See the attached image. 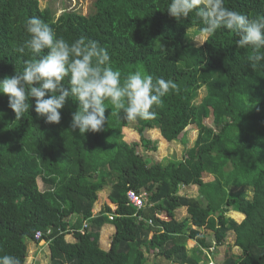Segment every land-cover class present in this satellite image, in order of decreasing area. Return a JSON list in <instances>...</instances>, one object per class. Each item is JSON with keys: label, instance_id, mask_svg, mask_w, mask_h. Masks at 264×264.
Returning a JSON list of instances; mask_svg holds the SVG:
<instances>
[{"label": "trees", "instance_id": "trees-1", "mask_svg": "<svg viewBox=\"0 0 264 264\" xmlns=\"http://www.w3.org/2000/svg\"><path fill=\"white\" fill-rule=\"evenodd\" d=\"M169 3L92 0L86 14L71 8L57 16L39 0H0V79L38 59L30 49L18 51L30 39L26 21L35 16L69 44L84 39L107 49L121 82L140 69L154 82L163 78L178 85L154 107L153 119L136 120L146 149L157 150L144 136L148 129H159L169 142L191 124L199 129L183 160L152 163L138 152V142L124 140L123 128L133 121H125L110 100L104 102V129L82 135L71 129L79 110L75 98L60 110L57 124L36 114L34 97L16 119L8 96L0 93V256L26 264L27 240L38 243L35 233L42 230L48 264H148L147 253L152 264H264V64L253 69L252 48H239V37L226 28L195 46L189 31L202 33L200 17L193 12L177 21L167 12ZM224 5L264 19V0ZM202 89L206 94L198 102ZM209 118L214 127L205 124ZM209 175L214 179L205 181ZM192 185L199 187L198 196L179 194ZM107 190L96 210L99 193ZM129 191L141 195L145 206L137 209ZM182 207L187 216L178 219ZM232 210L244 219L230 216ZM108 224L115 231L103 249L100 237ZM230 231L240 252L229 246L217 263L214 242L223 244Z\"/></svg>", "mask_w": 264, "mask_h": 264}, {"label": "clouds", "instance_id": "clouds-1", "mask_svg": "<svg viewBox=\"0 0 264 264\" xmlns=\"http://www.w3.org/2000/svg\"><path fill=\"white\" fill-rule=\"evenodd\" d=\"M167 12L177 21L195 12L204 25L201 31L207 36H213L220 28L235 32L239 48L253 50L249 57L252 68L264 64V19H250L244 13L230 10L224 0H170ZM25 29L30 39L18 51L30 49L38 59L26 62L23 72L0 79V93L8 96L16 119L23 117L34 97L36 114L47 123L58 124L60 110L69 98H75L79 110L72 114L71 129H78L82 135L100 132L107 119L105 100H110L115 109L123 110L125 121L149 120L155 117L154 107L162 103V98L172 90H179L174 81L157 78L154 82L151 75L140 69L121 82V73L111 66L107 49L84 39L69 44L38 17L28 18ZM44 50L47 54L40 55ZM65 77H69L67 85ZM0 264H20V261L15 256L3 255Z\"/></svg>", "mask_w": 264, "mask_h": 264}, {"label": "rangeland", "instance_id": "rangeland-1", "mask_svg": "<svg viewBox=\"0 0 264 264\" xmlns=\"http://www.w3.org/2000/svg\"><path fill=\"white\" fill-rule=\"evenodd\" d=\"M39 5L41 8L50 7L56 15L58 16L64 9H77L82 13H87L92 5V0H39ZM189 35L191 37L192 43L197 46L200 43H204L207 35L203 33L197 32L196 29H191L189 31ZM200 44V45H202ZM199 45V46H200ZM206 92L205 89H202L199 93V97L197 99L200 102L203 97L205 96ZM205 124L210 127H214L212 119H206ZM136 121H133L132 124L128 127L123 128V138L129 143L138 142V152L142 154L146 158H150L152 163L155 162H163L167 163L170 160L180 161L183 160L185 157L186 150L191 148L195 145L196 140L199 135V129L196 124L189 125L185 131L181 134L180 138L177 141L169 142L167 141L161 134L159 129H148L145 131L144 136L147 139L151 140L156 146L157 150H150L146 149L141 143V134L135 129ZM205 181L213 180L214 177L212 175L205 176ZM39 186L42 190L46 189V186L43 180L39 177L38 178ZM109 190V188H108ZM108 190L102 191L99 193V199L95 205L96 210H99L104 202L107 200ZM180 195L188 196V197H196L200 194L199 187L196 185L192 186H182L181 190L179 191ZM250 194V193H249ZM138 209V208H137ZM232 212H236L232 210L228 213L230 216L240 220L238 214L231 215ZM187 216V209L186 207H182L177 209L176 217L178 219H183ZM245 216V215H244ZM107 229V232L105 230ZM115 231V228L108 224L106 225L101 233L100 243L103 249H108L111 244L112 234ZM203 232V231H202ZM35 238V237H34ZM207 238L209 240H214V235L212 232L207 231ZM36 240V239H35ZM68 240H72L71 236H68ZM234 233L232 231L228 232L223 244L217 245L214 242V246L212 249L214 250V257L215 261L219 263L225 257V253L227 252L229 246L232 247L235 253H239L240 249L234 244ZM39 241L38 243L33 240H27L28 244V256L26 264H48L50 258V249H49V242L47 239L44 240H36ZM190 246V245H189ZM215 255V256H214ZM149 257L148 264H152V258L149 253L146 255ZM158 260H161L160 257H157ZM174 264V263H172ZM211 264V263H210Z\"/></svg>", "mask_w": 264, "mask_h": 264}, {"label": "built area", "instance_id": "built-area-1", "mask_svg": "<svg viewBox=\"0 0 264 264\" xmlns=\"http://www.w3.org/2000/svg\"><path fill=\"white\" fill-rule=\"evenodd\" d=\"M128 198H129L130 202L138 209L145 206L146 202H145L144 198L135 191H129ZM35 239L36 240H44L42 230H38L35 233Z\"/></svg>", "mask_w": 264, "mask_h": 264}, {"label": "crops", "instance_id": "crops-1", "mask_svg": "<svg viewBox=\"0 0 264 264\" xmlns=\"http://www.w3.org/2000/svg\"><path fill=\"white\" fill-rule=\"evenodd\" d=\"M235 213L238 214L239 217H240V220H238V221H242V220L244 219V217H245L244 214H242V213L239 214L240 212H232L231 215H234ZM235 219H236V218H235ZM105 232H107V229L105 230ZM100 238H101V237H100Z\"/></svg>", "mask_w": 264, "mask_h": 264}]
</instances>
